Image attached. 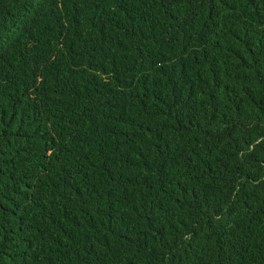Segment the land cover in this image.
<instances>
[{
    "label": "trees",
    "instance_id": "1",
    "mask_svg": "<svg viewBox=\"0 0 264 264\" xmlns=\"http://www.w3.org/2000/svg\"><path fill=\"white\" fill-rule=\"evenodd\" d=\"M0 264H264V0H0Z\"/></svg>",
    "mask_w": 264,
    "mask_h": 264
}]
</instances>
